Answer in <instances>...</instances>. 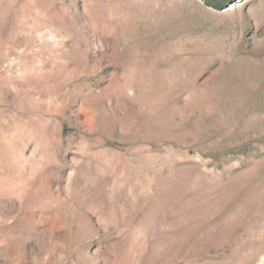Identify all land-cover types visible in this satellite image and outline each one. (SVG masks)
I'll list each match as a JSON object with an SVG mask.
<instances>
[{
    "label": "rangeland",
    "instance_id": "rangeland-1",
    "mask_svg": "<svg viewBox=\"0 0 264 264\" xmlns=\"http://www.w3.org/2000/svg\"><path fill=\"white\" fill-rule=\"evenodd\" d=\"M264 0H0V264H261Z\"/></svg>",
    "mask_w": 264,
    "mask_h": 264
},
{
    "label": "bare ground",
    "instance_id": "bare-ground-1",
    "mask_svg": "<svg viewBox=\"0 0 264 264\" xmlns=\"http://www.w3.org/2000/svg\"><path fill=\"white\" fill-rule=\"evenodd\" d=\"M261 264H264V259L262 260V263Z\"/></svg>",
    "mask_w": 264,
    "mask_h": 264
}]
</instances>
